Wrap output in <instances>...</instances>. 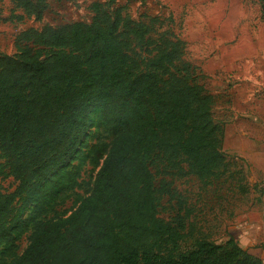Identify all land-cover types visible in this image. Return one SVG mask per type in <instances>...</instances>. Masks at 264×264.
Instances as JSON below:
<instances>
[{"label":"trees","instance_id":"trees-1","mask_svg":"<svg viewBox=\"0 0 264 264\" xmlns=\"http://www.w3.org/2000/svg\"><path fill=\"white\" fill-rule=\"evenodd\" d=\"M13 1L19 19H41L48 5ZM92 10L91 22L26 29L17 54H0V264H264L232 235L218 243L159 216L173 193L166 175L208 183L228 172L213 96L183 40L101 2ZM94 118L111 139L92 145L102 159L92 192L47 219L78 184L72 162Z\"/></svg>","mask_w":264,"mask_h":264},{"label":"rangeland","instance_id":"rangeland-1","mask_svg":"<svg viewBox=\"0 0 264 264\" xmlns=\"http://www.w3.org/2000/svg\"><path fill=\"white\" fill-rule=\"evenodd\" d=\"M110 1L47 0L41 19L26 15L19 19L24 11L13 0H0V54H17V38L26 29L91 22L94 2L107 5L111 13L121 9L135 21L150 23L154 36L168 32L183 40V60L191 63L193 78L213 96L212 114L224 130L222 150L229 169L208 183L192 174L166 175L173 193L161 197L159 216L173 222L184 220L194 236L218 243L245 228L252 242L264 247V17L260 2L114 0L109 5ZM89 131L90 146L72 162L79 166L78 184L47 219L69 215L76 207V198L92 192L102 163L92 153V145L109 142L111 136L95 118ZM3 185L12 191L16 182L8 177ZM30 234L18 242V254L27 246Z\"/></svg>","mask_w":264,"mask_h":264},{"label":"crops","instance_id":"crops-1","mask_svg":"<svg viewBox=\"0 0 264 264\" xmlns=\"http://www.w3.org/2000/svg\"><path fill=\"white\" fill-rule=\"evenodd\" d=\"M232 236L239 242L242 247L248 249L251 254L260 257L264 262V247L256 246L252 242V239L246 234L245 228H241L239 233H233Z\"/></svg>","mask_w":264,"mask_h":264}]
</instances>
